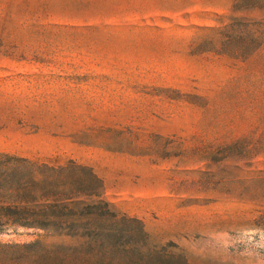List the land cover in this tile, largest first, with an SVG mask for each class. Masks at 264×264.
Here are the masks:
<instances>
[{
    "label": "rangeland",
    "instance_id": "obj_1",
    "mask_svg": "<svg viewBox=\"0 0 264 264\" xmlns=\"http://www.w3.org/2000/svg\"><path fill=\"white\" fill-rule=\"evenodd\" d=\"M233 5L0 0V153L89 167L149 247L187 264H264V231L243 223L264 210V183L250 196L243 183L264 177V160L205 159L264 121V54L207 52L231 16L264 20ZM37 239L57 241L0 233V264H32L17 246Z\"/></svg>",
    "mask_w": 264,
    "mask_h": 264
},
{
    "label": "trees",
    "instance_id": "obj_2",
    "mask_svg": "<svg viewBox=\"0 0 264 264\" xmlns=\"http://www.w3.org/2000/svg\"><path fill=\"white\" fill-rule=\"evenodd\" d=\"M246 10L264 13V0H234L232 15ZM228 21L223 31L213 30L206 39L207 52L240 63L264 54V20L231 16ZM230 157L264 160V121H258L251 135L217 142L205 155L211 163ZM259 182L264 177L245 176L244 194L250 196ZM256 214L243 223L264 231V210ZM9 230L41 232L57 240L17 246L32 264H187L164 248L149 247L141 222L107 203L101 180L75 162L51 166L0 153V233Z\"/></svg>",
    "mask_w": 264,
    "mask_h": 264
}]
</instances>
